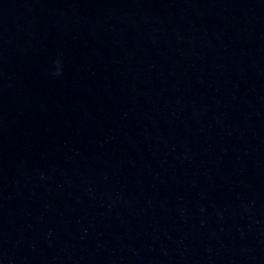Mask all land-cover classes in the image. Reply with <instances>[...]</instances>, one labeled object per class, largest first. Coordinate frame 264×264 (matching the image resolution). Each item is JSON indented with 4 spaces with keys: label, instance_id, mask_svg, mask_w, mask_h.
<instances>
[{
    "label": "water",
    "instance_id": "95a60500",
    "mask_svg": "<svg viewBox=\"0 0 264 264\" xmlns=\"http://www.w3.org/2000/svg\"><path fill=\"white\" fill-rule=\"evenodd\" d=\"M0 264H264V0H0Z\"/></svg>",
    "mask_w": 264,
    "mask_h": 264
},
{
    "label": "clouds",
    "instance_id": "9594fccd",
    "mask_svg": "<svg viewBox=\"0 0 264 264\" xmlns=\"http://www.w3.org/2000/svg\"><path fill=\"white\" fill-rule=\"evenodd\" d=\"M56 63L58 65V67H57V69L55 71V74H59V72L62 71V67H61L62 62L60 60H57Z\"/></svg>",
    "mask_w": 264,
    "mask_h": 264
}]
</instances>
